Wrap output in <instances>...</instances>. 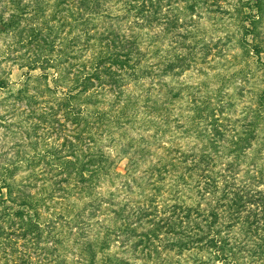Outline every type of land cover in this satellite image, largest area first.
Segmentation results:
<instances>
[{
  "label": "rangeland",
  "instance_id": "obj_1",
  "mask_svg": "<svg viewBox=\"0 0 264 264\" xmlns=\"http://www.w3.org/2000/svg\"><path fill=\"white\" fill-rule=\"evenodd\" d=\"M106 1L105 7H108L111 16L105 18V22L96 17L92 23L95 26L104 24L116 31L125 28L128 30L130 25L123 17L125 13L122 10L125 0ZM193 1L164 0L167 6L163 7V12L169 14L170 19H179V27L167 32L163 29L166 27L164 24H155V27L158 26L153 29L151 35L155 34L153 40L157 42L153 45L151 37L146 35L147 32L143 33L144 47H150L149 57L151 58L155 51L158 54L146 62L166 61L168 57L172 59L179 54V51L186 53L190 50V56L195 59L190 67H185L177 76H156L158 78L150 76L138 83L132 80L125 91L130 89L129 93H133L134 98L129 103V99H124L128 94L126 93L122 99L123 103L131 106L127 115L119 116L118 106L112 108L114 98L110 101L111 97L107 95L102 97L103 102L88 105L79 99L75 102L74 109L82 110L83 118L87 114V127L84 119L78 124L59 113L57 118L62 122L66 121V126L61 129L57 122L51 123L52 114H49L48 121L42 124L35 134L33 128L40 120L31 118L30 111L25 110L26 101L21 103L12 96V93L17 94L23 87L30 69L26 64L22 65L26 62L8 60L9 57L4 59L3 52L10 51L8 50L10 39L0 41V79L8 84L0 93V181L4 177H9L8 180L21 185L26 194L39 192L43 179L53 178L58 173L56 166L58 162H55L53 153L68 155L69 146L63 147L62 144L67 141L66 137L72 139L73 133L77 130L87 129L82 135L84 139H90L88 129L92 124L94 125L92 134L101 140V147L103 146L112 160V164L108 162L110 176L101 179L95 190H91L95 193L94 196L83 200L88 199L91 205L82 216L80 215V219L78 217V220L76 218L74 219L76 221L73 220L75 212L78 213L77 210L84 206L83 201L73 199L72 201H75L71 202L73 207L60 205L56 207L48 201V207L39 208L42 216V226H39L42 230H37L41 232L39 242L23 241L17 246H9L8 249L1 248L0 264H7V261L12 264H58L56 260L59 258L63 259L61 264H83L77 260L79 245L86 247L88 244L97 248L102 245L100 242L103 233L100 234L99 243L92 240L97 239L94 228L98 225L90 223L92 219L90 211L95 209L98 218L102 219L101 224L105 227L113 226L115 218L111 217L116 215L114 212L107 215L108 212H112V209L108 208L109 203H114V209L123 208L127 203L136 207V201H142L155 193L153 187L159 179L162 193L161 196L158 195L159 199L174 203L176 200L174 195L179 188L183 192L177 199L184 200L189 205L198 198L199 179L205 180L219 171L224 175L237 173V177L245 181L249 178V171H252L251 174H264V139L252 140L241 153L239 150H233L236 145L232 143L237 141V134L242 135L240 131L248 128L249 122L245 123L244 120L250 115L249 112L261 108L260 93L264 92V19L258 24L259 35L246 37L243 17L251 10L247 3L254 5V0H215L217 1L215 5L211 0L208 5L198 0L199 4L192 10ZM44 5L45 17L39 15L37 20L61 16L62 6L57 5L56 0H44ZM242 9L245 14H240ZM132 15L129 14L130 17ZM56 32L60 33L57 30ZM59 42L60 39L57 40L56 46ZM253 47H262V54L258 56ZM24 52L25 49L22 53ZM12 55L14 57L17 54ZM162 69L161 66L154 68L155 73H161ZM58 71L59 69L51 68L48 70V82L45 78H39L35 83L37 89L44 92L39 98L43 99L38 105L41 106L40 113L50 110L52 106L57 110L58 98L64 97L69 90V84L67 86L60 82L55 84L53 78L58 75ZM32 73L39 76L43 72L38 68ZM55 87H58V90L54 89ZM49 89L55 91L57 96L51 97L53 94ZM145 96H150L148 101L144 99ZM135 102L138 103V109ZM154 103L161 105L156 115L145 114L144 106ZM195 105L205 111H202L201 115L198 114ZM98 123L104 128L97 129ZM35 146L37 152H34ZM208 163L212 165L209 170L206 169ZM115 171L119 173L118 176H114ZM32 173H35L34 177H30ZM220 194L221 190L217 195ZM0 196L7 199L5 188L0 190ZM207 197L206 203L212 200L211 194ZM8 205L12 206L11 203ZM90 208L92 210H89ZM158 208L163 210L161 205H158ZM57 209H62L70 215L68 220L65 216L57 221L52 220L51 216ZM44 220L50 227L45 225ZM119 224L120 221L115 225ZM143 227L144 225L136 231L146 233ZM47 234L55 237L57 244L51 238L50 243H46L44 239ZM138 241L136 235L127 231L119 241L111 240L112 246L108 253L120 259L119 264L217 263L203 251L179 253L176 250H167L163 246L158 249L159 253H153L150 260L144 256V252L148 253L147 249L143 251V246L136 248ZM155 244L157 245L156 241ZM14 248L16 249L13 250ZM21 255H24L25 260H21ZM102 255L103 253L99 252L98 258ZM241 256L240 254L237 256L240 264H252Z\"/></svg>",
  "mask_w": 264,
  "mask_h": 264
},
{
  "label": "trees",
  "instance_id": "obj_2",
  "mask_svg": "<svg viewBox=\"0 0 264 264\" xmlns=\"http://www.w3.org/2000/svg\"><path fill=\"white\" fill-rule=\"evenodd\" d=\"M196 1L198 0L191 3L192 10L199 4V1ZM201 1L206 5L210 3L209 0ZM211 1L214 5L217 2ZM254 1V5L247 3V7L251 8L249 13L245 14L243 9L240 10V14H245L243 30L246 37L258 36V24L264 19V0ZM56 3L62 6L61 16L55 15L51 19L39 21L40 18L37 20V17L39 15L45 17L46 13L44 12V0H31V2L0 0V41L10 39L8 46L10 51L3 52L4 59L9 57L8 60L26 62L22 65L26 64L30 69L26 74L27 80L23 87L18 90L17 94L12 93V96L21 103L26 101L25 110L30 111L31 118L35 117L40 120V123L33 128L35 134L41 125L48 121L49 114H52L51 123L57 122L61 129L66 126V121L62 122L57 118L59 113L78 124L84 119L83 122L87 127V114L83 118L82 110L74 109L75 102L79 99L88 105V103L103 102L102 97L107 95L111 97L110 101L114 98L112 108L115 105L118 106V115H127L131 106L126 105V102L123 103L122 99L126 93L128 94L124 99H129V103L134 98L133 93H129L130 89L125 91L132 80L138 83L141 79L150 76H177L195 61L190 56L191 51L189 50L186 53L179 51V54L173 56L172 59L168 57L166 61L146 62L158 54L155 51V54L149 57L150 47H144V31L151 37V45H153L157 41L154 42L155 34L151 35V32L158 25L164 24L166 27L163 29L167 32L179 27V19H170V15L163 12V7L167 6L164 0H125V6L122 9L125 13L123 17L128 20L130 26L128 30L125 28L121 31L106 27L104 24L95 26L92 23L96 17L105 22V18L111 16L108 7H105L106 0H56ZM129 14L133 15L130 17ZM155 24L158 25L155 27ZM67 28L68 31H66ZM75 30H77L76 33ZM58 39H60L59 46H56ZM23 49H25L24 53H22ZM157 49L159 51L158 47ZM253 50L258 56L262 54V47H253ZM11 54L17 55L13 57ZM160 66L163 67L162 72L155 73L154 68ZM38 68L43 73L39 76L33 75L32 71ZM51 68L59 69L58 75L53 78L55 84L57 85L58 82L66 86L69 84V90L64 97L58 98L57 110L52 106L50 110L40 113L41 106L38 105L43 102V99L39 100V98L44 92L39 91L35 83L39 78H45L48 82V70ZM7 86L8 84L0 79V93ZM54 89L58 90V87ZM49 90L53 94L51 97L57 96L55 91ZM138 97L140 98V95ZM149 98L150 96H145L144 99L148 101ZM260 99L259 107L261 108L251 110L250 115L244 120L245 123L249 122L248 128L240 131L242 135H236L237 141H232L236 145L233 148L234 151L239 150L238 152L241 153L252 140L264 139V122H262L264 120V92L260 93ZM135 106L138 109L137 102ZM195 106L198 114L201 115L202 111H205L200 106ZM160 107L161 105L156 103L145 105L144 113L154 116ZM211 115L214 116L213 113ZM127 122H129L128 117ZM98 124L97 129L104 128L101 123ZM93 126L92 124L88 129L90 139H84L82 135V132L87 129L75 131L72 139L66 137L67 141H64L62 146H69V154L62 156V154L53 153L55 162H58L56 164L58 173L53 178H44L39 192L26 194L21 185L14 184L8 180L9 177L1 179L0 190L4 188L7 190V199L0 196L2 205L0 206V249L17 246L23 241L36 240L39 242L41 232L37 230H42V227L39 228L42 226L40 207H48V201L56 207L58 205L73 207L71 206V202H75L72 201L73 199L83 201L91 195L94 196L95 193L91 190H95L101 183V179L110 176L108 162L112 164L111 156L106 154L103 146L101 147V140L93 135ZM34 150L37 152V146ZM50 168L52 169L51 165ZM211 168L212 165L208 163L206 169ZM250 172L252 171H249L250 175L246 181L239 179L237 173L224 175L220 171L205 180L200 181L199 179L198 198L189 205L184 200L177 199L183 192L179 188L174 195L176 199L174 203L159 199L162 195L159 179L153 187L155 193L142 201H136V207L127 203L123 208L114 209V203H109L108 208L112 209V212H108L107 215L113 212L116 216L119 215L111 217V219L115 218L113 226L102 225L100 222L102 219L98 218L93 209L90 211L92 218L90 223L98 226L94 228V235L97 239L92 240L99 243L100 234L103 233L100 242L102 245L100 248L91 247L88 244L86 247L79 245L77 260L83 264H119L120 259L108 253L112 246L111 240L112 242L119 241L120 237L129 231L139 238L136 248L143 246V251L147 249L148 253L144 252V256L146 255L150 260L153 258V253H159L158 249L163 246L167 250H176L179 253L192 250L206 252L210 258L214 259V262H217L216 264H240L237 260L239 254L245 261L252 264L258 262L264 264V174H251ZM114 173V176L119 175L116 171ZM34 176L35 173L30 175V177ZM219 190L221 194L217 195ZM208 194H211L213 201L209 200L206 203ZM7 203H11L12 206ZM83 204L84 206L77 210L78 213L75 212L73 220L75 218L78 220V217L80 219V215L82 216L91 205L88 199L83 201ZM158 205L163 206V210H160ZM126 212L128 213L125 214ZM64 216L68 220L70 215L62 209H57L51 217L52 220L57 221ZM118 221L120 224L116 226ZM43 222L50 227L45 220ZM142 225L146 233L136 231ZM50 238L57 244L55 237L48 234L44 241L50 243ZM99 252L103 253L100 258H98ZM20 258L25 260L24 255ZM45 258H47L46 255ZM62 261V258L56 260L58 264ZM7 264L12 263L7 261Z\"/></svg>",
  "mask_w": 264,
  "mask_h": 264
}]
</instances>
